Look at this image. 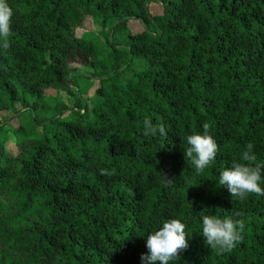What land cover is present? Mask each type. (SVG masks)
Masks as SVG:
<instances>
[{
	"label": "trees",
	"instance_id": "16d2710c",
	"mask_svg": "<svg viewBox=\"0 0 264 264\" xmlns=\"http://www.w3.org/2000/svg\"><path fill=\"white\" fill-rule=\"evenodd\" d=\"M6 2L0 264H143L147 236L169 219L186 224L189 245L170 264H264V196L240 200L218 184L244 163L248 143L264 165V0ZM85 17L96 21L102 49L75 35ZM129 19L143 30L127 32ZM73 65L92 71L93 96L81 108L48 102L46 90L75 94ZM145 118L162 123L167 139L145 137ZM204 124L219 151L197 175L184 151ZM204 215L242 221V241L218 254L205 243Z\"/></svg>",
	"mask_w": 264,
	"mask_h": 264
},
{
	"label": "clouds",
	"instance_id": "9594fccd",
	"mask_svg": "<svg viewBox=\"0 0 264 264\" xmlns=\"http://www.w3.org/2000/svg\"><path fill=\"white\" fill-rule=\"evenodd\" d=\"M13 10L6 2L0 0V40L2 47L9 48V37L11 35ZM202 134H192L187 137L189 147L184 151V156L191 159L197 175L212 164L219 151L215 139L209 134V125H203ZM167 139L165 126L153 124L149 118L143 121V135L155 137L157 134ZM254 145L248 143L242 152L240 159L244 163H234L219 175V186L226 187L232 197L244 200L249 194L264 196V188L260 186L264 165L257 163V157L253 152ZM101 175H110L107 170L101 169ZM166 184L172 180L163 175ZM186 224L178 219H169L162 224L158 230L149 234L146 239L147 254H141L143 264H170L180 259L181 252L188 249L186 237ZM243 223L235 221L231 217L223 219L215 215H204L202 217V234L205 243L218 254L232 251L242 239Z\"/></svg>",
	"mask_w": 264,
	"mask_h": 264
},
{
	"label": "rangeland",
	"instance_id": "374dc122",
	"mask_svg": "<svg viewBox=\"0 0 264 264\" xmlns=\"http://www.w3.org/2000/svg\"><path fill=\"white\" fill-rule=\"evenodd\" d=\"M147 9L150 15H159L161 13V6L158 2H150L147 5ZM125 30L131 34L139 33L143 30L142 24L136 19H129L125 23ZM75 35L77 37L93 40L97 43V47L102 49L101 40L98 38L99 35V27L94 19L90 17H85L82 24L75 30ZM123 31H116L110 35V37L114 40V42H119L123 38ZM121 45L122 43H118ZM72 73L70 77V86L71 89L75 92L72 96H65L59 91L55 90H46L44 91V96L48 102H65L66 99L72 100L79 104L81 108L84 101L90 99L95 90L97 89V82L95 79L89 77L92 71L89 69L83 68L81 66H71ZM138 67L136 65H132V70L124 73L126 78H129L133 71H135ZM79 108V113L81 109ZM52 112H49L48 115H51ZM3 114H0L2 116ZM13 120V118H12ZM11 131V129H8ZM9 150L14 151L12 146H6Z\"/></svg>",
	"mask_w": 264,
	"mask_h": 264
}]
</instances>
